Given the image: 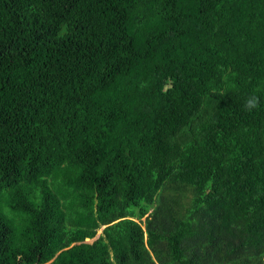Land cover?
<instances>
[{
	"label": "trees",
	"instance_id": "obj_1",
	"mask_svg": "<svg viewBox=\"0 0 264 264\" xmlns=\"http://www.w3.org/2000/svg\"><path fill=\"white\" fill-rule=\"evenodd\" d=\"M0 264H264V0H0Z\"/></svg>",
	"mask_w": 264,
	"mask_h": 264
},
{
	"label": "clouds",
	"instance_id": "obj_2",
	"mask_svg": "<svg viewBox=\"0 0 264 264\" xmlns=\"http://www.w3.org/2000/svg\"><path fill=\"white\" fill-rule=\"evenodd\" d=\"M259 106H260V97L259 96L253 94V95L248 96L245 99V102H244L245 110L251 112V111L259 108ZM144 220H145V218H144ZM143 227L145 228V225H143Z\"/></svg>",
	"mask_w": 264,
	"mask_h": 264
},
{
	"label": "water",
	"instance_id": "obj_3",
	"mask_svg": "<svg viewBox=\"0 0 264 264\" xmlns=\"http://www.w3.org/2000/svg\"><path fill=\"white\" fill-rule=\"evenodd\" d=\"M105 227H106V226H104L103 228H105ZM99 236H100V235L98 234V235H97V238H98ZM97 238H93V239H92V238H90V237H87V238L85 239V241H86V242L94 241V240L97 239Z\"/></svg>",
	"mask_w": 264,
	"mask_h": 264
},
{
	"label": "rangeland",
	"instance_id": "obj_4",
	"mask_svg": "<svg viewBox=\"0 0 264 264\" xmlns=\"http://www.w3.org/2000/svg\"><path fill=\"white\" fill-rule=\"evenodd\" d=\"M102 231H103V227L101 229H99L98 234L100 235L102 233ZM89 242H92V241H89Z\"/></svg>",
	"mask_w": 264,
	"mask_h": 264
}]
</instances>
